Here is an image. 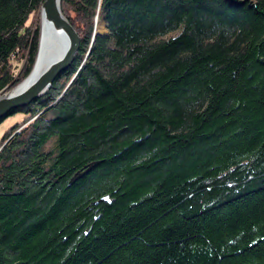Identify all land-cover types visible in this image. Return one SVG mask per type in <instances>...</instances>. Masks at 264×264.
I'll return each instance as SVG.
<instances>
[{
    "label": "trees",
    "instance_id": "trees-1",
    "mask_svg": "<svg viewBox=\"0 0 264 264\" xmlns=\"http://www.w3.org/2000/svg\"><path fill=\"white\" fill-rule=\"evenodd\" d=\"M42 1L0 0V91ZM61 11L72 63L0 118V264H264V0Z\"/></svg>",
    "mask_w": 264,
    "mask_h": 264
},
{
    "label": "water",
    "instance_id": "water-1",
    "mask_svg": "<svg viewBox=\"0 0 264 264\" xmlns=\"http://www.w3.org/2000/svg\"><path fill=\"white\" fill-rule=\"evenodd\" d=\"M39 11L38 42L33 66L27 77L19 84L12 89L4 88L0 91V118L10 110L26 106L42 97L57 76L72 63L79 49V36L63 15L61 0H43ZM40 21H43V24L40 25ZM46 26L52 28L56 37L65 40L66 48L60 58L35 71L36 65L41 60V53H43L42 44L45 39L43 30ZM20 85L22 86L19 87Z\"/></svg>",
    "mask_w": 264,
    "mask_h": 264
},
{
    "label": "bare ground",
    "instance_id": "bare-ground-1",
    "mask_svg": "<svg viewBox=\"0 0 264 264\" xmlns=\"http://www.w3.org/2000/svg\"><path fill=\"white\" fill-rule=\"evenodd\" d=\"M41 24H43V21H40V25ZM43 33L45 38L42 44L43 53H41L42 57L40 62L36 65L35 71L46 66L51 61L60 58L66 48L65 40L56 37L52 28L46 26L43 30ZM22 85H20L19 87H21Z\"/></svg>",
    "mask_w": 264,
    "mask_h": 264
},
{
    "label": "rangeland",
    "instance_id": "rangeland-1",
    "mask_svg": "<svg viewBox=\"0 0 264 264\" xmlns=\"http://www.w3.org/2000/svg\"><path fill=\"white\" fill-rule=\"evenodd\" d=\"M39 10H38V13H37V18L35 19L36 20V25H37L38 28H39V17H40V11ZM30 21H31V19L29 20V22ZM32 22H34V18H33ZM97 29L100 30V31H106L105 24H104V22L100 21V19L98 20V23H97ZM8 89H10V88H8ZM21 119H22L21 115H16L14 117L8 118L2 124H0V139H1L3 133H4V131L6 129H8L11 125H13L15 122L20 121Z\"/></svg>",
    "mask_w": 264,
    "mask_h": 264
}]
</instances>
